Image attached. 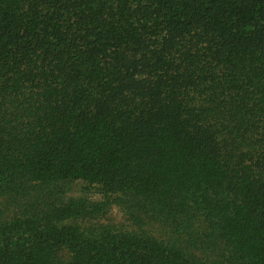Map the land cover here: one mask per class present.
Here are the masks:
<instances>
[{"label":"trees","instance_id":"1","mask_svg":"<svg viewBox=\"0 0 264 264\" xmlns=\"http://www.w3.org/2000/svg\"><path fill=\"white\" fill-rule=\"evenodd\" d=\"M0 264H264V0H0Z\"/></svg>","mask_w":264,"mask_h":264},{"label":"rangeland","instance_id":"2","mask_svg":"<svg viewBox=\"0 0 264 264\" xmlns=\"http://www.w3.org/2000/svg\"><path fill=\"white\" fill-rule=\"evenodd\" d=\"M80 189V186H75V191H78Z\"/></svg>","mask_w":264,"mask_h":264}]
</instances>
